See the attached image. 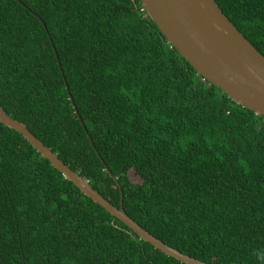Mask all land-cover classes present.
<instances>
[{
    "label": "trees",
    "instance_id": "16d2710c",
    "mask_svg": "<svg viewBox=\"0 0 264 264\" xmlns=\"http://www.w3.org/2000/svg\"><path fill=\"white\" fill-rule=\"evenodd\" d=\"M215 1L264 55V0ZM0 104L165 243L264 264V116L203 77L141 0H0ZM0 264L186 263L0 122Z\"/></svg>",
    "mask_w": 264,
    "mask_h": 264
},
{
    "label": "water",
    "instance_id": "95a60500",
    "mask_svg": "<svg viewBox=\"0 0 264 264\" xmlns=\"http://www.w3.org/2000/svg\"><path fill=\"white\" fill-rule=\"evenodd\" d=\"M141 1L168 41L203 77L236 102L264 116V55L234 25L215 0ZM70 99L75 107L71 95ZM0 122L21 133L68 180L140 238L183 263L210 264L170 246L145 229L126 212L123 193L119 206L107 200L88 179L60 159L24 122L8 114L1 104Z\"/></svg>",
    "mask_w": 264,
    "mask_h": 264
},
{
    "label": "rangeland",
    "instance_id": "374dc122",
    "mask_svg": "<svg viewBox=\"0 0 264 264\" xmlns=\"http://www.w3.org/2000/svg\"><path fill=\"white\" fill-rule=\"evenodd\" d=\"M131 180L133 182H138L140 180L139 176L134 173V171H131L130 173Z\"/></svg>",
    "mask_w": 264,
    "mask_h": 264
}]
</instances>
